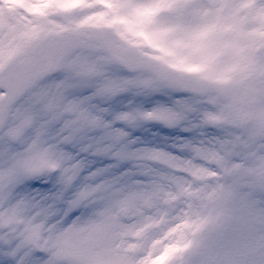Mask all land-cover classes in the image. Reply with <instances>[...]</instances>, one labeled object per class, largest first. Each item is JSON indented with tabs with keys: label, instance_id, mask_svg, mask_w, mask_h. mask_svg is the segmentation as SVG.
<instances>
[{
	"label": "snow or ice",
	"instance_id": "1",
	"mask_svg": "<svg viewBox=\"0 0 264 264\" xmlns=\"http://www.w3.org/2000/svg\"><path fill=\"white\" fill-rule=\"evenodd\" d=\"M16 11L0 264H264V0Z\"/></svg>",
	"mask_w": 264,
	"mask_h": 264
},
{
	"label": "rangeland",
	"instance_id": "2",
	"mask_svg": "<svg viewBox=\"0 0 264 264\" xmlns=\"http://www.w3.org/2000/svg\"><path fill=\"white\" fill-rule=\"evenodd\" d=\"M71 1H74V0H68L69 3ZM25 3H26V0H3V7H0V8H2V10H5V11H8L9 9L17 10L23 7ZM0 20L7 21L6 17H4L3 15H0Z\"/></svg>",
	"mask_w": 264,
	"mask_h": 264
},
{
	"label": "bare ground",
	"instance_id": "3",
	"mask_svg": "<svg viewBox=\"0 0 264 264\" xmlns=\"http://www.w3.org/2000/svg\"><path fill=\"white\" fill-rule=\"evenodd\" d=\"M80 11H83V9H80ZM0 15H3L4 17H6L7 21L10 20L13 23H15L17 20L18 12L14 9H9L8 11H5V10H2V8H0Z\"/></svg>",
	"mask_w": 264,
	"mask_h": 264
}]
</instances>
